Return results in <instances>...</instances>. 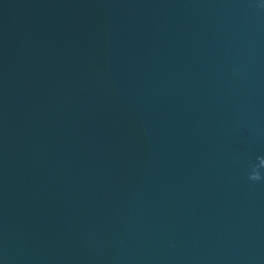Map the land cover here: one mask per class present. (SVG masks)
<instances>
[{
    "label": "water",
    "instance_id": "water-1",
    "mask_svg": "<svg viewBox=\"0 0 264 264\" xmlns=\"http://www.w3.org/2000/svg\"><path fill=\"white\" fill-rule=\"evenodd\" d=\"M0 264H264V0H0Z\"/></svg>",
    "mask_w": 264,
    "mask_h": 264
}]
</instances>
